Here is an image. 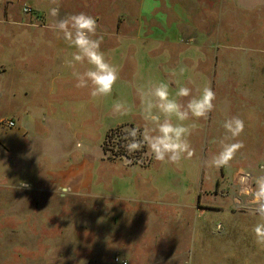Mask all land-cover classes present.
<instances>
[{
  "label": "rangeland",
  "instance_id": "1",
  "mask_svg": "<svg viewBox=\"0 0 264 264\" xmlns=\"http://www.w3.org/2000/svg\"><path fill=\"white\" fill-rule=\"evenodd\" d=\"M2 1L11 13L20 15L29 14L23 11L24 5L31 6L34 13L39 11L37 5H42L46 14L50 7L60 8L62 15L84 12L93 16L100 27L121 33L136 30V19L140 18L139 0ZM163 5L169 7L166 1L151 0L148 8L141 12L144 15L141 20L159 21L164 10L156 11V8ZM211 15L213 22L216 21L211 26L215 30L213 37L187 38L178 45L179 52H185L189 59L198 56L203 69H207V79L214 56L211 51L216 48L223 72H215L214 78L220 83L225 81L214 88L212 122L209 113L200 118V125L186 137L190 144L189 136L194 135L192 155L180 159L195 162L197 168H201L200 225L195 217L187 232L170 231L179 235L187 233L186 240H170V244L163 242L162 246L147 243L144 249L150 252L143 254L147 259L142 257L136 262L134 255L124 258L113 240L114 232L101 225L102 221L111 222L113 218L102 219L101 210L97 208L100 199L71 190L60 195L62 190L58 189L55 193L56 184L65 175L63 171L70 168L71 161L74 164L66 171L67 179L83 172L96 175L105 158L129 164L149 158L146 146H141L139 152L127 151V154L103 150L109 130L106 129L116 122V117L123 116L113 111V104L117 102L93 103L88 111L83 110L76 99L72 104L63 103L67 106L65 114L56 110L57 117L48 114L45 118H32L27 135L13 141L9 134L3 135L4 129H9L4 125L13 113L5 108L0 89V264H21L24 258L26 262L35 260V264H114L115 256L127 260L128 264H264V244H258L252 232V226L261 222V218L249 203L250 197L243 194L245 188L254 189V180L252 183H245L244 178L234 181L231 173L254 160L256 173L264 175V0H218ZM132 18L136 21L131 22ZM197 20L205 31L206 21L199 17ZM162 74L170 79L167 70ZM231 117H239L244 122L243 131L235 138L241 147L226 166H210L208 162L222 146L223 121ZM80 124L84 126V133H77ZM123 128H135L139 135L142 131L133 124ZM122 135H111L109 141L107 137L106 144L114 145ZM227 142H232L231 138ZM28 164L32 172L28 171ZM21 174L43 177L39 189L26 194V206H23L26 215L22 216L20 202L23 200L17 198L18 190L7 183L10 177ZM49 188L52 191H48ZM6 194L10 197L5 198ZM11 202L15 203L16 219H21L17 220L14 231H8L11 229L5 223V205ZM105 203L113 204L111 200ZM17 214L20 217L17 218ZM154 233L155 230L148 231L143 244L145 240H153Z\"/></svg>",
  "mask_w": 264,
  "mask_h": 264
},
{
  "label": "crops",
  "instance_id": "2",
  "mask_svg": "<svg viewBox=\"0 0 264 264\" xmlns=\"http://www.w3.org/2000/svg\"><path fill=\"white\" fill-rule=\"evenodd\" d=\"M150 1L139 0L140 18H137V21L130 19L131 22L133 19L138 22L134 31L121 33L115 29L100 27V23L97 25L96 36L100 38V48L108 62L117 68L118 79L111 95L92 97L88 87L75 86L73 76L74 71H83L88 65L74 63L70 67L66 62L71 59L74 49L67 46L63 39L49 28V24L55 19L68 14L62 15L58 8V17H50L42 5H37L39 11L32 15L14 14L7 9L5 2L0 0V89L4 95L5 108L13 113L7 121H14L12 126L7 123L4 125L9 129H4L3 135L9 134L13 141L23 139L29 132L32 118L37 120L47 117L48 114L57 117L56 110L65 114L67 106L62 104H72L75 99L86 111L93 103H122L127 107L126 114L116 117V122L106 130L126 124H133L143 130L145 126H154L151 121L146 122L141 113L145 105L155 99L148 94V90L159 82H169L170 93L175 92L177 84L192 88L193 94L205 86L213 91L217 86H221L225 81L220 83L214 78L215 72H223L216 48L211 51L214 56L209 68L210 78L207 79V69H203L198 56H193V60L189 59L185 52H179L178 47L184 42L183 39L213 37L215 30H212L211 26L216 21L213 22L211 11L218 5V0H165L169 7L163 5L156 8V11L164 10L159 16V21L146 18L143 22L141 18L144 15L141 12L148 8ZM197 17L206 21L208 27L205 31L199 26ZM164 69L168 71L170 79L164 78ZM173 80L177 81V84L171 83ZM177 99L183 104L188 98ZM209 121L212 122L210 112ZM183 123L187 126L189 135V132H194L192 129L200 125V118L189 117ZM85 130H88V127ZM77 133H84L83 124ZM193 138L194 135L189 136L190 148L195 145ZM147 153L149 158L145 162L130 164L122 160L103 158L106 162H103L96 175L91 176L89 172H83L80 175L73 174L67 179L66 171L74 164L71 161L70 168L63 171L65 175L61 176L55 187V193L58 189L62 190L60 195L71 190L100 199V205L93 202L101 210L99 213L102 219L109 216L113 218L111 222L101 219V225L104 229L114 232L113 240L115 239L120 247L119 253L126 259L134 255L136 262L144 257L146 251L150 252L144 249L147 243L162 246L163 242L170 244V240H186L187 233L179 235L171 234L170 231L175 229L177 232H187L195 217L200 225L199 218L202 214L201 168H197L195 162L192 164L181 160L176 163L156 161L152 159L150 151L147 150ZM253 161H249L247 167L232 170L233 180L244 178L245 183H252L259 175L253 167L256 165ZM27 167L28 171L32 172L30 164ZM42 178L31 174L9 178L7 183L12 189L18 190L17 198L23 200L20 202L22 211L23 206H26V194L38 190ZM48 191L52 189L49 188ZM6 197L10 195L6 194ZM105 200H111L113 204L107 206ZM5 206V223L11 229L8 231H14L17 228V220L19 222L21 219L15 217L14 202ZM22 215L26 213L23 211ZM150 230H155V237L147 242L145 240L143 244V239ZM182 245H185V241ZM24 259L21 264L36 263L35 260L26 262Z\"/></svg>",
  "mask_w": 264,
  "mask_h": 264
},
{
  "label": "clouds",
  "instance_id": "3",
  "mask_svg": "<svg viewBox=\"0 0 264 264\" xmlns=\"http://www.w3.org/2000/svg\"><path fill=\"white\" fill-rule=\"evenodd\" d=\"M58 7L47 9V15L58 17ZM50 30L60 36L70 48L74 49L66 63L72 67L74 63H86L88 67L83 71H74L75 86L78 88L88 87L92 97H106L111 95L113 86L118 79L117 68L108 62L100 48V38L96 36V19L84 12L68 14L55 19L49 24ZM183 72V69H181ZM177 84V81H171ZM170 83L161 81L148 90V94L154 97L142 110V118L151 121L154 126H145L137 140V131L133 128L129 132L131 139L126 144L129 152L146 146L152 158L158 161L178 162L182 156L190 157L192 150L187 142L188 128L183 123L189 117H207L213 109L215 99L214 91L205 86L193 94V89L177 84L174 93H170ZM177 97H187L181 104ZM113 111L121 115L126 114L127 107L122 103H114ZM161 117H163L161 119ZM225 130L221 140V149L215 153L210 161V166H226L234 156L236 150L241 147L238 137L244 128V122L239 117L225 119L222 124ZM231 138L232 142H227ZM79 147V143H77ZM254 189L245 188L243 194L249 196V203L254 205L255 213L261 218L252 226V232L258 244H264V175L254 178Z\"/></svg>",
  "mask_w": 264,
  "mask_h": 264
},
{
  "label": "trees",
  "instance_id": "4",
  "mask_svg": "<svg viewBox=\"0 0 264 264\" xmlns=\"http://www.w3.org/2000/svg\"><path fill=\"white\" fill-rule=\"evenodd\" d=\"M124 126V125H123ZM122 125H119L117 127H114V128H110L108 131H107V134H106V138L104 139V142H103V150L105 152L108 151V149H110L111 151H114V153L116 154H121V153H125L127 154V150H126V144L127 142L131 139V137L129 136V132L131 131V129H125L123 128ZM118 135V134H123L117 141L113 142L115 143L114 145H111L109 144H106V139L108 137V141L109 139L111 138V135ZM136 139L139 140L140 139V135L137 133V136H136ZM115 145L117 146V148H114ZM136 152H139L140 151V148L138 150H135Z\"/></svg>",
  "mask_w": 264,
  "mask_h": 264
},
{
  "label": "built area",
  "instance_id": "5",
  "mask_svg": "<svg viewBox=\"0 0 264 264\" xmlns=\"http://www.w3.org/2000/svg\"><path fill=\"white\" fill-rule=\"evenodd\" d=\"M23 11H24L25 13H29V14H33V13H34L32 7H31V6H28V5H24V6H23ZM35 13H36V12H35ZM35 13H34V14H35ZM6 123H7L9 126L14 125V121H13V120H8ZM114 264H128V261L125 260V259H123V258H121V257H119V256H115V257H114Z\"/></svg>",
  "mask_w": 264,
  "mask_h": 264
}]
</instances>
